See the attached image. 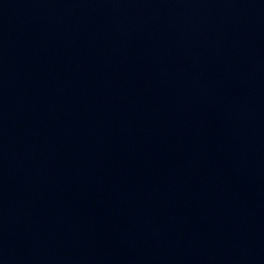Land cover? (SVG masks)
Instances as JSON below:
<instances>
[{"label": "water", "instance_id": "95a60500", "mask_svg": "<svg viewBox=\"0 0 264 264\" xmlns=\"http://www.w3.org/2000/svg\"><path fill=\"white\" fill-rule=\"evenodd\" d=\"M0 264H264V0H0Z\"/></svg>", "mask_w": 264, "mask_h": 264}]
</instances>
